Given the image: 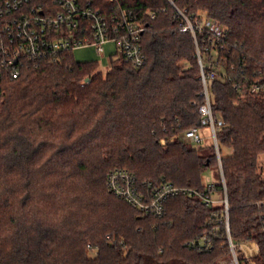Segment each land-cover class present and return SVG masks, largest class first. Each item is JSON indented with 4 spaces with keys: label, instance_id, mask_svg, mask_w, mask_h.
I'll return each mask as SVG.
<instances>
[{
    "label": "trees",
    "instance_id": "obj_1",
    "mask_svg": "<svg viewBox=\"0 0 264 264\" xmlns=\"http://www.w3.org/2000/svg\"><path fill=\"white\" fill-rule=\"evenodd\" d=\"M81 2L109 18L135 13L147 64L135 69L117 53L104 75L67 51L17 79L0 69V264H216L229 254L223 207L193 193L208 192L210 177L223 199L221 167L232 238L256 242L264 264V0ZM177 9L227 34L219 44L197 34L219 77L210 86L224 121L219 148L232 149L220 161L212 143L184 140L202 127L204 95L195 38ZM117 169L143 189L167 182L193 192L170 198L162 216L145 214L110 192ZM204 233L210 252L188 245Z\"/></svg>",
    "mask_w": 264,
    "mask_h": 264
},
{
    "label": "built area",
    "instance_id": "obj_2",
    "mask_svg": "<svg viewBox=\"0 0 264 264\" xmlns=\"http://www.w3.org/2000/svg\"><path fill=\"white\" fill-rule=\"evenodd\" d=\"M177 11L183 21L181 30L190 31L195 38L204 95V104L200 109L202 127L186 131L183 134L184 140L192 146L202 145L206 137L201 135V130L207 128L220 161L217 130L224 126V121H216L214 118L210 92L211 84L219 77L214 71V56L210 55L207 62L203 61L197 34L208 30L216 44L221 43L227 34L225 28L215 20L206 18L202 24L195 25L184 12L180 9ZM152 18H155V14H152ZM145 32V26L132 11H123L109 18L90 4H83L81 0H0V69L17 79L26 67L35 68L43 61L58 60L64 52H73L77 47L94 45L98 54L102 55L103 46L110 41L116 43V53L122 55L125 62L135 69H141L147 64L142 48V34ZM254 89L263 90L259 85H255ZM161 143L165 146L164 140ZM220 175L225 192L223 199L214 198L217 195L216 187L210 177L206 178L208 192L193 193L200 196L207 206L223 207L224 218L218 222L225 225L229 254L216 264H257L260 253L257 243L251 240L235 242L232 238L229 197L222 167ZM107 183L112 195L125 200L140 212L155 216L164 214V206L170 198L191 196L193 192L167 182L155 186L146 183L143 189L139 187L133 173L120 169L109 174ZM214 216H217L216 211ZM188 245L199 251L210 252L214 248V241L204 233L200 239Z\"/></svg>",
    "mask_w": 264,
    "mask_h": 264
},
{
    "label": "rangeland",
    "instance_id": "obj_3",
    "mask_svg": "<svg viewBox=\"0 0 264 264\" xmlns=\"http://www.w3.org/2000/svg\"><path fill=\"white\" fill-rule=\"evenodd\" d=\"M116 52V43L110 41L103 46L102 55L98 54L97 49L94 45L77 47V49L73 51V55L75 56L76 62H97L99 64V68H101L105 75L110 67V58L115 56L117 54ZM201 135L206 137V140L202 143V145L194 146L195 148L211 145V143L213 142L212 135L209 134V130L207 128L201 130ZM220 149L222 150V154L224 157H226V155H231L232 153V149L227 147L225 148L223 145L220 146ZM260 162V169L264 172V156L261 157ZM215 181L217 182L218 179H216ZM214 198L220 200V196L218 194L214 195Z\"/></svg>",
    "mask_w": 264,
    "mask_h": 264
}]
</instances>
